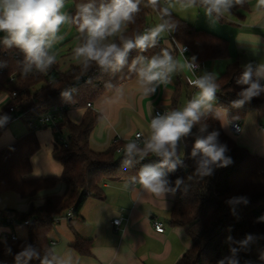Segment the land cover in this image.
<instances>
[{
	"label": "trees",
	"instance_id": "obj_1",
	"mask_svg": "<svg viewBox=\"0 0 264 264\" xmlns=\"http://www.w3.org/2000/svg\"><path fill=\"white\" fill-rule=\"evenodd\" d=\"M168 1L160 0L158 7H166ZM87 2L89 0H72L68 13L70 19L76 16L79 5ZM95 2L98 5L101 0ZM146 2L142 0L126 36L149 29V16L159 17L158 11L147 7ZM233 6L247 8V3L243 0ZM170 13V17L165 19L175 24L170 34L176 51V44L188 45V57L200 64L228 57L226 39L192 26L171 10ZM71 25L78 36L76 25ZM115 42L119 43L118 40ZM161 49L160 40L155 48L145 53L133 49L128 62L118 72L93 64L86 71L76 65L62 72L53 65L47 74L35 70L25 74L24 53L15 46L6 47L3 40L0 41V91L8 99L0 109V135L18 115L35 116L48 112L54 106L65 109L62 118L51 126L55 130L52 157L62 166L61 175L30 177L31 157L40 147L36 128L30 125L27 132L0 148V194L13 192L20 198L32 200L38 191L52 188L58 181L66 185L65 193L49 195L41 205L30 201L26 212L11 208L1 210L5 216L15 217L16 222L28 220V224L25 239H0V264H57L49 237L57 220L69 209L72 217L81 218L80 210L88 198H104L105 182L132 179L145 165L159 162V157L149 154L143 160L136 156L125 163L129 158L124 155L123 148L128 142L120 139H115L103 151L93 150L89 139L100 115L88 103L92 105L104 93L134 78L136 74L128 70V65L136 56L150 57ZM244 70L237 62H231L222 74L214 78L218 85L215 106L226 112L228 121L242 123L249 112H254L258 121L263 122L264 92L239 107L233 106L234 101L241 99L242 87H246L237 83ZM253 78L256 79L255 76ZM182 88L177 83L168 108L171 112L177 111ZM64 92L70 95L65 97L62 95ZM72 108L84 109L78 123L65 117L66 111ZM62 130L67 134L66 145L57 139ZM212 132L218 134L217 143L224 147V158L228 162L217 161L205 174L197 170L201 154L193 157L191 152L196 139ZM176 156L175 170L165 169L167 188L175 195L169 225L183 227L191 245L175 264H264V156L252 153L227 134L215 110L205 113L190 133L178 140ZM177 180H180L179 184ZM70 220L71 217L68 218ZM74 237L75 250L81 255L89 254L90 240L78 233H74ZM26 249L35 253L31 259L20 255Z\"/></svg>",
	"mask_w": 264,
	"mask_h": 264
},
{
	"label": "crops",
	"instance_id": "obj_2",
	"mask_svg": "<svg viewBox=\"0 0 264 264\" xmlns=\"http://www.w3.org/2000/svg\"><path fill=\"white\" fill-rule=\"evenodd\" d=\"M246 3L247 8L233 6L219 17L206 16L199 4L193 8L179 7L177 12L171 10L192 26L217 34L228 42V57L202 62L198 71L200 78L205 75L218 77L231 62H237L242 68L251 66L254 71L264 64V12L256 9V0H246ZM71 8L72 0H65L62 11L68 15ZM148 27L151 28L149 24ZM4 35L0 33V41ZM59 35L64 39L55 44L51 51L57 56V63L54 65L65 72L71 66L79 65L72 54L78 36L71 23L62 26ZM160 41L162 48H167L176 60V70L170 75L167 84H159L155 93L148 96L143 94L135 76L98 98L91 105L100 115L89 139L93 150L103 151L115 139L129 142L135 133H141L144 144L152 119L159 117L155 115V111L169 108L177 83L189 91L199 89L185 84L190 70L183 57L174 49L171 39L161 38ZM205 68L209 71L208 74L204 72ZM260 82L264 85V79ZM7 100V95L0 91V109ZM215 102L216 97L214 104ZM211 109L217 108L214 105ZM83 113V108H72L66 111L65 117L78 123ZM226 121L228 126L229 121ZM241 124V132L233 136L229 134L228 127L225 128L221 123L223 130L239 145L264 156V121L259 122L256 113L249 112ZM27 126L26 132L30 125ZM18 133L20 132L8 126L0 135V148L19 137ZM35 133L40 147L31 157L30 177H59L62 166L52 157L54 128L37 127ZM40 135L44 137L40 138ZM39 154H42L41 157ZM65 191V183L58 181L52 188L38 191L32 200L20 198L16 194L17 204L11 209L26 212L30 201L41 205L47 196L61 195ZM104 192L102 200L88 198L84 202L80 210L81 218L71 217L70 221V217L61 218L54 224L49 237L57 264L68 255L72 257V264H175L190 247L185 229L169 225L170 210L175 198L171 191L157 197L143 190L132 179L122 178L105 182ZM117 218L120 219L119 225L113 224V220ZM155 220L163 222V232L154 229ZM11 231L19 239L27 237L26 227L22 224H0V235ZM74 233L90 240L89 254L81 255L75 250Z\"/></svg>",
	"mask_w": 264,
	"mask_h": 264
},
{
	"label": "clouds",
	"instance_id": "obj_3",
	"mask_svg": "<svg viewBox=\"0 0 264 264\" xmlns=\"http://www.w3.org/2000/svg\"><path fill=\"white\" fill-rule=\"evenodd\" d=\"M160 0H147L146 6L158 11L162 21L154 27L126 36L129 24L134 22L135 14L140 10L142 0H101L97 5L95 0L79 5L74 18L62 11L65 0H0V33H4L3 44L6 47L20 49L24 53L25 74L35 70L47 74L57 56L51 50L53 46L64 39L59 35L62 26L68 23L76 25L77 43L72 54L73 59L87 70L93 64L101 69L118 72L128 62L129 53L138 49L141 53L155 48L161 37L175 28V24L165 17H170L169 7L159 8ZM243 0H177L182 8H193L199 4L208 17H219L230 11L233 4H241ZM256 9L264 12V0H256ZM116 40L119 43L115 42ZM177 62L167 48H162L158 54L149 56L138 55L128 65V70L134 72L137 84L145 96L155 93L159 84H167L170 75L176 70ZM191 70L195 66L187 64ZM256 77L254 79L253 77ZM264 64L253 72L251 66H246L237 83L242 86L234 107L243 105L246 101L264 92ZM189 83L199 88V95L188 102L182 111H172L165 116L152 119L149 134L143 147L136 141H129L123 148L124 155L129 158L138 156L141 160L149 154L159 157L156 164L145 165L133 177L134 183L143 190L157 197L168 191V180L165 169L173 171L176 168V145L178 140L190 133L194 124L211 110L215 100L218 85L211 75H205ZM62 95L69 96L64 92ZM203 131V129H201ZM141 134H137L139 139ZM217 133L212 132L203 138L196 139L191 155L201 154L198 161V172L207 173L209 166L217 161H228L224 158V147L217 143ZM177 184L180 180L176 181ZM21 256L31 259L35 253L26 249ZM60 264H72L71 255L66 256Z\"/></svg>",
	"mask_w": 264,
	"mask_h": 264
},
{
	"label": "built area",
	"instance_id": "obj_4",
	"mask_svg": "<svg viewBox=\"0 0 264 264\" xmlns=\"http://www.w3.org/2000/svg\"><path fill=\"white\" fill-rule=\"evenodd\" d=\"M168 35H169V38L172 40V36H171L170 32H168ZM176 47H177L178 53L183 57V59L186 61V63L192 64L195 66L193 69L190 70V76L186 77L185 84L188 86H192L194 88H197L194 85H192L191 83H189V81L190 80H196V79L200 78V76L198 75V71L200 70L201 64L188 57V53L190 52L188 45L176 44ZM13 94L15 95V93H13ZM88 106L91 107V104L88 103ZM11 110L14 111L13 107L11 108ZM64 112H65V109H63L62 107L54 106L48 112L43 113V114H39V115H35V116H28L26 113H23L21 115H18L16 118H22V119L28 121L29 125H31L35 128H37V127H51V126L56 125V123L62 118V114ZM170 112H171L170 109H164V110L158 109L155 111V115L156 116L167 115ZM16 118H14V119H16ZM241 129H242V124L240 121H238V120L229 121V124H228L229 134L238 135L241 132ZM262 130H264V127L262 128ZM137 134L138 133H135L133 138L130 139L129 141H136V143L138 145H141L143 143L142 142V135H140L139 139H137ZM139 134H141V133H139ZM57 139L60 143H64V144L66 143V138L62 137L60 134L57 135ZM117 152H120V149L117 150ZM72 215H73L72 210L69 209L66 211L65 215L60 217L59 219L72 217ZM119 223H120V219L117 218V219L113 220V224L119 225ZM0 224H4V225H8V226H14L16 224H22L26 227V225L28 224V220H25L21 223H18V222H16L15 217L5 216V215H3V213L0 210ZM153 227L157 232H163V230H164V224L161 221L155 220L153 222ZM6 238H11L13 240L19 239L18 235L13 231L3 233L0 235V239H6Z\"/></svg>",
	"mask_w": 264,
	"mask_h": 264
},
{
	"label": "rangeland",
	"instance_id": "obj_5",
	"mask_svg": "<svg viewBox=\"0 0 264 264\" xmlns=\"http://www.w3.org/2000/svg\"><path fill=\"white\" fill-rule=\"evenodd\" d=\"M167 7H169L170 10H173V11L177 12L178 8L181 7V6H180L179 3H177V0H169L167 2ZM177 14H179V13H177ZM160 22H161V20L156 15H151L148 18V24L151 26V28L154 27L157 23H160ZM161 38L162 39H164V38L169 39L168 33H165ZM206 69L207 68L204 69V72L206 74H208L209 71H206ZM212 77L214 78L215 76H212ZM199 92H200L199 89H195L193 91H189V90H186L185 87L182 88L181 95H180V98H179V103H178V106H177V111H182L183 108L187 106L189 101H191L193 98H195V97H197L199 95ZM214 105L215 104H214V101H213L212 102V106H214ZM211 110H215L216 111L220 122L222 123V125L225 128H227L228 126H227V121H226L227 120L226 112H224V110H222L220 108L211 109ZM27 125H28V123L24 119L16 118L10 123L9 127H11L14 131L20 132V133H18L19 134L18 136H20L21 134L26 132V129L28 128ZM61 136L64 137V138L67 136L65 130L61 131ZM233 136H235V135H233ZM43 137H44V135H40V138H43ZM39 155H40L39 157H41L42 154H39ZM17 199L18 198H17L16 194L13 193V192L1 193L0 194V210H3L5 208H15V206L17 204ZM222 256L223 255H221V257Z\"/></svg>",
	"mask_w": 264,
	"mask_h": 264
}]
</instances>
